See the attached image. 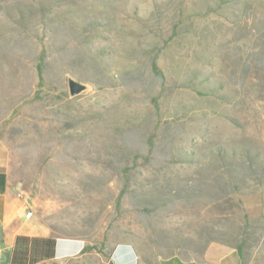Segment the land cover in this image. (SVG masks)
<instances>
[{
    "label": "rangeland",
    "instance_id": "obj_1",
    "mask_svg": "<svg viewBox=\"0 0 264 264\" xmlns=\"http://www.w3.org/2000/svg\"><path fill=\"white\" fill-rule=\"evenodd\" d=\"M0 143L55 236L264 264V0H0Z\"/></svg>",
    "mask_w": 264,
    "mask_h": 264
},
{
    "label": "crops",
    "instance_id": "obj_2",
    "mask_svg": "<svg viewBox=\"0 0 264 264\" xmlns=\"http://www.w3.org/2000/svg\"><path fill=\"white\" fill-rule=\"evenodd\" d=\"M27 199L11 179L5 147L0 143V264H141L135 248L116 245L110 254L85 251L82 239L57 238L53 249L38 242L20 241V237L46 239L51 232L31 210ZM31 210L32 216L25 218ZM158 264H242L238 251L219 243L210 244L198 259H168Z\"/></svg>",
    "mask_w": 264,
    "mask_h": 264
},
{
    "label": "trees",
    "instance_id": "obj_3",
    "mask_svg": "<svg viewBox=\"0 0 264 264\" xmlns=\"http://www.w3.org/2000/svg\"><path fill=\"white\" fill-rule=\"evenodd\" d=\"M57 238H75V239H82V240L86 241V242L89 244V245H87V246L84 248L85 251H89V250H92V249H95V250L97 249V248L94 247V246H90L91 244H90L85 238H83V237H58V236H55L53 233H51V237L46 238V239H35V238L29 239V238H26V237H20V238L17 239V242H20V241H29V240H30V241H32V242H38V243H41V244L43 245L44 249H46V248H48V247H50L51 249H53L54 244H55V241H56ZM118 245H119V244H118ZM129 245L133 246L132 244H129ZM133 247H134V246H133ZM235 249L238 251V253H239V255H240V258H241L242 264H244V263H243L244 257H243V254H242L240 248H239V247H236ZM135 250H136V249H135ZM97 251L101 252V250H100L99 248H98ZM102 253H103V252H102Z\"/></svg>",
    "mask_w": 264,
    "mask_h": 264
},
{
    "label": "water",
    "instance_id": "obj_4",
    "mask_svg": "<svg viewBox=\"0 0 264 264\" xmlns=\"http://www.w3.org/2000/svg\"><path fill=\"white\" fill-rule=\"evenodd\" d=\"M68 86H69V92L71 95H75L79 93L83 88L81 84L74 82V81H69Z\"/></svg>",
    "mask_w": 264,
    "mask_h": 264
},
{
    "label": "built area",
    "instance_id": "obj_5",
    "mask_svg": "<svg viewBox=\"0 0 264 264\" xmlns=\"http://www.w3.org/2000/svg\"><path fill=\"white\" fill-rule=\"evenodd\" d=\"M32 216V211L29 210L26 214H25V218L29 219Z\"/></svg>",
    "mask_w": 264,
    "mask_h": 264
}]
</instances>
